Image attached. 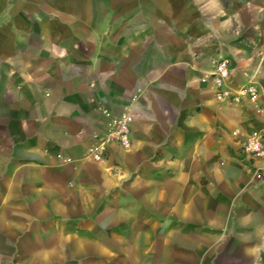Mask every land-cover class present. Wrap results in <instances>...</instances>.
I'll use <instances>...</instances> for the list:
<instances>
[{
  "label": "crops",
  "instance_id": "0c3cea01",
  "mask_svg": "<svg viewBox=\"0 0 264 264\" xmlns=\"http://www.w3.org/2000/svg\"><path fill=\"white\" fill-rule=\"evenodd\" d=\"M219 57L264 89V0H0V264H264V99Z\"/></svg>",
  "mask_w": 264,
  "mask_h": 264
},
{
  "label": "built area",
  "instance_id": "2783aa9c",
  "mask_svg": "<svg viewBox=\"0 0 264 264\" xmlns=\"http://www.w3.org/2000/svg\"><path fill=\"white\" fill-rule=\"evenodd\" d=\"M232 65L229 58L219 57L212 61L211 71L202 78L203 82L211 81L214 86L215 99L222 103L241 104L243 101L256 102L264 99V89L250 81L248 84L233 87L230 85ZM104 130L95 133V144L90 150V157L96 162H103L108 148L114 144L125 151L132 147L131 130L134 116L131 111L114 115L104 111ZM236 135L239 131L235 132ZM241 152L253 160L264 159V132L250 133L242 143ZM259 173L264 177V170Z\"/></svg>",
  "mask_w": 264,
  "mask_h": 264
}]
</instances>
